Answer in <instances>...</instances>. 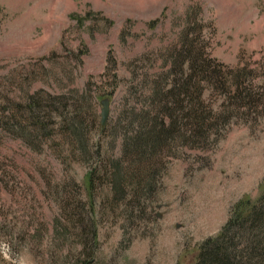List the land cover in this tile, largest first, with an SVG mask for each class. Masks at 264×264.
Instances as JSON below:
<instances>
[{"label": "rangeland", "instance_id": "374dc122", "mask_svg": "<svg viewBox=\"0 0 264 264\" xmlns=\"http://www.w3.org/2000/svg\"><path fill=\"white\" fill-rule=\"evenodd\" d=\"M185 33L216 72L194 78L202 121L138 161L135 117ZM263 191L264 0H0V264H193Z\"/></svg>", "mask_w": 264, "mask_h": 264}, {"label": "trees", "instance_id": "16d2710c", "mask_svg": "<svg viewBox=\"0 0 264 264\" xmlns=\"http://www.w3.org/2000/svg\"><path fill=\"white\" fill-rule=\"evenodd\" d=\"M188 38L185 33L169 71L152 81L151 93L146 98L147 108L135 117L136 135L125 147L133 159L149 160L159 152L162 144L173 140L183 127L187 131L198 127L202 121L200 116H197L198 106L203 104L202 90L194 78L197 75L209 80L215 77L212 74L216 72L199 54L194 53L195 45L193 46ZM191 71H194V76ZM234 85L235 93L239 96L235 103L237 107L246 105L252 108L253 104L258 103L260 94L256 98L251 90L243 87L240 82L235 81ZM36 102V98L32 97L29 107ZM99 130L102 131L103 128L99 127ZM86 177L88 186L91 187L92 172L87 173ZM71 222L76 225L77 221L73 219ZM79 225L90 242V226L82 221H79ZM193 264H264V191L255 201L241 199L233 205L221 230L201 243Z\"/></svg>", "mask_w": 264, "mask_h": 264}, {"label": "water", "instance_id": "95a60500", "mask_svg": "<svg viewBox=\"0 0 264 264\" xmlns=\"http://www.w3.org/2000/svg\"><path fill=\"white\" fill-rule=\"evenodd\" d=\"M101 104H102V108H101V113H100V123H101V126H105L106 121L109 116L110 102L108 98H105L101 101Z\"/></svg>", "mask_w": 264, "mask_h": 264}]
</instances>
